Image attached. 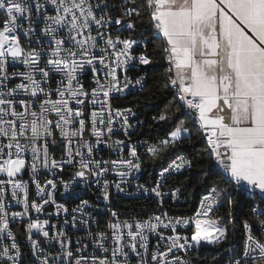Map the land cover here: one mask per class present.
<instances>
[{"label":"built area","instance_id":"obj_1","mask_svg":"<svg viewBox=\"0 0 264 264\" xmlns=\"http://www.w3.org/2000/svg\"><path fill=\"white\" fill-rule=\"evenodd\" d=\"M127 1L0 0V264H192L194 250L227 237L214 216V187L190 213L165 206L186 201L167 182L191 168L186 153L153 182L142 178V157L175 137L139 136L145 117L119 101L146 87L150 61L148 40L129 35ZM162 3L146 0L154 34L164 40ZM172 51L166 43L171 87L223 171L219 136L202 121V99L185 93L192 82L180 84ZM139 199L157 208L124 213L117 206ZM259 260L264 226L262 236L246 226L241 253L223 264Z\"/></svg>","mask_w":264,"mask_h":264},{"label":"crops","instance_id":"obj_2","mask_svg":"<svg viewBox=\"0 0 264 264\" xmlns=\"http://www.w3.org/2000/svg\"><path fill=\"white\" fill-rule=\"evenodd\" d=\"M180 84L202 99L227 177L264 198V0H163L158 15Z\"/></svg>","mask_w":264,"mask_h":264},{"label":"trees","instance_id":"obj_3","mask_svg":"<svg viewBox=\"0 0 264 264\" xmlns=\"http://www.w3.org/2000/svg\"><path fill=\"white\" fill-rule=\"evenodd\" d=\"M108 4L121 5L123 0H105ZM124 7H131L133 13L128 17L133 27L129 35L148 40L145 48L150 61L145 67L148 83L137 93L119 99L122 105H130L145 117L138 135L153 139L169 138L180 125L188 129L187 134L175 137V140L162 146L154 155L142 157V178L153 182L157 171L179 153H186L192 160L187 171L168 178V185L178 187L185 202L183 205L168 206L178 213H190L194 210L201 195L214 187L219 205L214 214L216 219L227 228V237L215 246H205L194 250L190 259L192 264H223L239 255L243 249L246 226L253 235L262 236L264 226V198L253 196L241 189L225 173L213 167V159L201 132L189 120L174 89L170 84L171 72L165 62L166 43L154 34L153 20L149 15L146 0H128ZM120 9V6H117ZM260 200L261 210L254 206ZM124 213L136 212L140 208L155 209L157 204L148 199L122 201L117 205ZM246 264H264V260Z\"/></svg>","mask_w":264,"mask_h":264},{"label":"rangeland","instance_id":"obj_4","mask_svg":"<svg viewBox=\"0 0 264 264\" xmlns=\"http://www.w3.org/2000/svg\"><path fill=\"white\" fill-rule=\"evenodd\" d=\"M11 54H17L16 51H12ZM188 133V129L185 128L183 125H180L177 129H175L170 135L173 137H178L182 134H187ZM222 241V240H221ZM220 241V242H221ZM217 245V244H216Z\"/></svg>","mask_w":264,"mask_h":264},{"label":"water","instance_id":"obj_5","mask_svg":"<svg viewBox=\"0 0 264 264\" xmlns=\"http://www.w3.org/2000/svg\"><path fill=\"white\" fill-rule=\"evenodd\" d=\"M222 153L225 155L226 154V152L225 151H222ZM85 175V173L83 172V171H79L78 173H77V176H84ZM101 202H102V200H101Z\"/></svg>","mask_w":264,"mask_h":264}]
</instances>
